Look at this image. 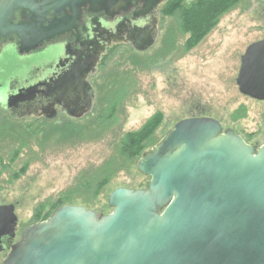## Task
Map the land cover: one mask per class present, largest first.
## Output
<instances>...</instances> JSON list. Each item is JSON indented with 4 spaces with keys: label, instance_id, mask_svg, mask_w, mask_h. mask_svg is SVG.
Returning a JSON list of instances; mask_svg holds the SVG:
<instances>
[{
    "label": "water",
    "instance_id": "95a60500",
    "mask_svg": "<svg viewBox=\"0 0 264 264\" xmlns=\"http://www.w3.org/2000/svg\"><path fill=\"white\" fill-rule=\"evenodd\" d=\"M140 1L145 14L167 0ZM132 4L0 0V40L15 35L21 52L29 51L69 28L67 8L89 5L114 15ZM151 32L136 34L138 51L154 45ZM237 83L241 93L264 100V41L248 48ZM136 167L150 177L145 188L114 189L108 214L61 206L25 229L3 264H264V144L223 132L215 119L190 117L144 152ZM17 226L15 205H0V251L4 237L15 239Z\"/></svg>",
    "mask_w": 264,
    "mask_h": 264
},
{
    "label": "rangeland",
    "instance_id": "374dc122",
    "mask_svg": "<svg viewBox=\"0 0 264 264\" xmlns=\"http://www.w3.org/2000/svg\"><path fill=\"white\" fill-rule=\"evenodd\" d=\"M193 1L182 0L181 5L190 9L197 4ZM165 4L160 6L155 46L138 53L123 45L101 68L94 115L67 125L14 120L19 126L28 122L27 134L14 127L0 136V205H15L18 216L12 241L20 240L38 214L46 217L58 199L108 214L114 189L145 187L150 177L137 170L138 159L124 157L121 150L125 137L151 121L156 126L144 140L145 152L176 122L199 114L237 129L250 143L264 144V102L244 96L236 84L241 55L250 43L264 38V1H235L199 30L202 37L183 31L178 13L166 14ZM207 13L195 10L192 16ZM45 53L21 57L5 47L0 75L42 64ZM9 251H0V264Z\"/></svg>",
    "mask_w": 264,
    "mask_h": 264
},
{
    "label": "flooded vegetation",
    "instance_id": "af4514ba",
    "mask_svg": "<svg viewBox=\"0 0 264 264\" xmlns=\"http://www.w3.org/2000/svg\"><path fill=\"white\" fill-rule=\"evenodd\" d=\"M142 9L143 3L140 0H133L128 10H122L114 15H108L104 11L94 12L89 5L79 6L73 10L67 8L64 15L67 16L69 28L44 39L37 47L29 51L21 52L19 38L15 35L1 39L0 55L3 49L8 47L11 54H18L21 57L36 56L44 51L47 58L42 64L22 68L20 72L7 74V76L0 75V134H3L0 136H7L9 132H13L14 127L22 129L23 136L27 134L30 128L28 122L19 126V123L14 120L22 122L27 118H34L35 121L43 123L67 125L94 115L99 100L97 92L99 73L111 53L123 45L130 46L138 53H146L157 42L160 7L145 14L142 13ZM52 14L53 11L47 14V18L51 19ZM62 17L63 14L57 16V18ZM20 20V11H17L15 22ZM44 25L47 27L49 23L46 21ZM145 30L152 31L151 35L155 43L146 51H138L135 36L138 32ZM259 41H264V38L250 43L241 55L239 72L242 58L248 48ZM243 95L258 102H264V100ZM190 117L215 119L222 125L223 132L233 130L247 143L256 147L260 146L250 143L240 131L226 126L215 117L199 114L187 118ZM2 168L8 167L2 166ZM13 243L14 241L4 237L5 251L10 250Z\"/></svg>",
    "mask_w": 264,
    "mask_h": 264
},
{
    "label": "trees",
    "instance_id": "16d2710c",
    "mask_svg": "<svg viewBox=\"0 0 264 264\" xmlns=\"http://www.w3.org/2000/svg\"><path fill=\"white\" fill-rule=\"evenodd\" d=\"M235 1L237 0H195L193 2H197V4H195L190 9H188V8H185L184 5H181L182 0H168L167 3L165 4V9H166L165 13L166 14L170 13L172 15L178 13L180 20H181L180 23H181L182 30L192 31L194 33L199 34V37H202L203 33L200 32L199 30L205 26L207 28L208 23L211 22L213 18H216L218 16L219 11H221L222 9H225L226 7H229ZM201 9L207 10L208 13L203 16H197V17L192 16L193 11L201 10ZM114 109H115V105L113 103L110 108L111 113ZM111 113L110 115L105 116L106 118L104 120L111 118ZM102 117L103 115H101L100 118ZM104 120H102V122ZM155 126H156L155 121H151L149 122V125H147L141 132L130 134L127 137H125L122 143L123 146H122L121 154L124 157L128 155V156H131L130 158L139 159L146 149L143 143H144V140L147 139L146 136L149 133L148 131H151V129H153ZM20 147H22V144L14 152V156H18ZM67 204H75V203H73L72 200H70L69 198H66L64 200L58 199L52 205V208L50 212L46 215V217L40 218L39 214L36 216L37 217L35 219L36 222L46 220L53 212H55L61 206L67 205Z\"/></svg>",
    "mask_w": 264,
    "mask_h": 264
}]
</instances>
